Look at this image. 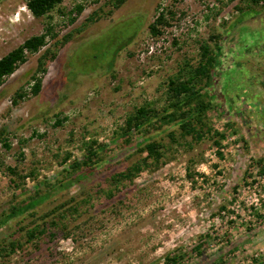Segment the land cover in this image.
Wrapping results in <instances>:
<instances>
[{"label":"rangeland","instance_id":"374dc122","mask_svg":"<svg viewBox=\"0 0 264 264\" xmlns=\"http://www.w3.org/2000/svg\"><path fill=\"white\" fill-rule=\"evenodd\" d=\"M39 34L46 44L0 85V215L58 183L85 143L100 161L0 227V264H160L177 248L179 264H264V0H62L40 17L0 0V57ZM218 43L211 88L194 80L199 99L172 110L169 79ZM210 93L185 131L180 116ZM139 108L156 116L123 135ZM145 136L157 158L137 149ZM71 196L76 211L26 240L23 226Z\"/></svg>","mask_w":264,"mask_h":264},{"label":"trees","instance_id":"16d2710c","mask_svg":"<svg viewBox=\"0 0 264 264\" xmlns=\"http://www.w3.org/2000/svg\"><path fill=\"white\" fill-rule=\"evenodd\" d=\"M62 0H26V7L35 17L43 16L47 13L54 5L60 3ZM83 9L82 5H76L74 11L79 13ZM162 16H157L156 22H162ZM75 20V16L70 17L69 21L72 23ZM156 25V24H155ZM155 25L151 24L150 30L152 34L157 33ZM46 44L45 34L32 35L25 39L22 44L15 47L14 49L7 52L5 55L0 57V85L4 82L5 78L12 74L15 69L23 62L26 61L28 53H36L40 50L42 46ZM221 49V45L218 43L215 50L210 51L208 46L204 45L201 48V53L197 64L192 68V74L186 79H177V77H172L169 79L168 89L171 91V97L174 98L171 108L172 110H178L181 108L182 104L191 105L196 99H199V91L194 89V80L202 79L204 87L211 88L213 76L216 72V66L218 63V52ZM54 57V55L52 56ZM39 67H41V61L39 60ZM35 76V75H33ZM41 88V78L34 77L33 84L31 86V92L37 95ZM213 95L210 93L208 102L200 101L199 105L194 109H187L180 116L179 125L188 132L195 130L194 124L191 122L192 119H197L200 121L201 116L204 111L212 106L211 98ZM196 110V111H195ZM159 114V113H157ZM160 115V114H159ZM158 115V116H159ZM169 115V114H168ZM156 116L153 112L151 116H147L146 112L139 108L136 113L127 118L126 127L123 135L128 134L130 130H140L145 125L149 124L152 118ZM93 143V142H92ZM91 143V144H92ZM95 143V142H94ZM217 143V142H216ZM91 144L85 143V153L81 159L73 160L68 166L62 171V179L56 184H51L42 190L32 191L27 197L22 200L12 204L7 212L0 215V227L5 225L11 218H14L20 213L28 212L34 209L37 205L43 204L50 196L60 192L63 189H67L71 185L77 183L81 179H84L92 173V171L97 167L100 159L98 158V151L100 146L93 147ZM137 149L140 151H145L148 157L157 158L159 156L158 147L159 144L151 139V136H145L141 142L137 143ZM140 167L139 164H135L132 167L133 171H138ZM132 171L127 169L125 172H118L114 175L119 178H127L130 176ZM76 199L71 196L62 202H56L54 205L48 207L41 214L36 215L32 220L31 224L28 226H23L24 236L26 240H31L37 235L46 232L50 227L49 224H54L53 217L55 215L61 214L65 215L68 211L77 210ZM48 221H51L50 223ZM201 242H197L189 251H195L196 253H201ZM18 246V242H10V250H14ZM188 251L182 248H177L175 251L167 252L162 256V262L160 264H179L182 261L183 255H187Z\"/></svg>","mask_w":264,"mask_h":264}]
</instances>
